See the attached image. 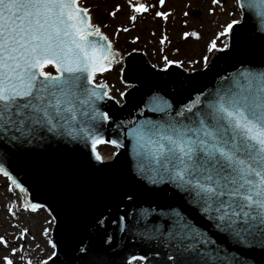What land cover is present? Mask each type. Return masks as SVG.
Segmentation results:
<instances>
[{"label":"water","instance_id":"obj_1","mask_svg":"<svg viewBox=\"0 0 264 264\" xmlns=\"http://www.w3.org/2000/svg\"><path fill=\"white\" fill-rule=\"evenodd\" d=\"M242 2L238 0L239 7ZM240 9L227 44L203 68L189 70L177 63L160 68L142 50L123 54L113 45L118 58L110 69L123 63L121 80L127 87L122 102L106 82H96L106 71L97 72L88 87L106 84L107 95L91 106L77 105L88 114H78L74 128L63 134L45 131L25 143L9 140V134L0 138V166L8 172L0 175L9 179L17 204L30 211L31 205L44 208L54 220L55 252L47 264H226L205 253L227 257L231 264H264V237L257 234L237 243L208 214L197 211L176 183L156 174L159 142L148 132L151 126L163 129L190 117L220 96H264V18L247 6ZM97 113H107L108 119ZM93 139L105 142L94 151ZM105 144L116 147L109 160L98 148ZM176 211L197 228L199 238L180 242L170 237Z\"/></svg>","mask_w":264,"mask_h":264},{"label":"snow or ice","instance_id":"obj_2","mask_svg":"<svg viewBox=\"0 0 264 264\" xmlns=\"http://www.w3.org/2000/svg\"><path fill=\"white\" fill-rule=\"evenodd\" d=\"M125 4L133 13L128 16L133 25L137 14L143 16L151 7L136 0H125ZM159 4L164 6L165 0ZM245 6L264 18V0H244L240 7ZM120 11L117 4L109 15L115 18ZM155 15L167 21L170 13ZM92 21L90 9L79 0H0V138L9 134V140L25 143L40 139L45 131L63 134L66 128L75 127L78 114H88L77 105L91 106L107 95L106 84L88 86L94 84L97 72L110 70L118 53L109 36ZM237 23L228 24L219 35H228ZM130 31V27L117 28L113 37ZM192 36L199 38L195 32H185L183 39ZM138 40L135 37L132 43ZM167 41L162 36L159 42ZM216 48L213 40L209 51ZM163 59L169 66L177 63L166 56ZM97 115L108 119L107 113ZM80 130L94 134L90 128ZM148 132L159 142L157 175L176 183L193 199L197 211L208 214L214 226L230 233L237 243L257 234L264 237V96L252 92L220 96L204 110L169 122L163 129L151 126ZM104 142L93 139V150ZM95 159L102 158L96 153ZM0 173L8 175L2 166ZM12 183L16 185L15 180ZM36 210L31 205V211ZM174 217L170 237L183 242L201 236L181 212L176 211ZM27 234L25 229L18 238ZM0 246L8 250L0 256L3 264H16L13 258L23 247L11 248L3 236ZM204 255L231 264L227 257Z\"/></svg>","mask_w":264,"mask_h":264},{"label":"rangeland","instance_id":"obj_3","mask_svg":"<svg viewBox=\"0 0 264 264\" xmlns=\"http://www.w3.org/2000/svg\"><path fill=\"white\" fill-rule=\"evenodd\" d=\"M142 3L151 6L150 11L143 16L137 14V21L133 25L128 20L133 13L125 0L81 1L82 6L90 9L92 22L109 36L117 50L123 54L133 49L142 50L151 63L160 68L167 66L163 59L165 56L189 70L203 68L206 65L204 57L208 62L212 53L228 42V35L220 36L219 33L225 31L228 24L240 20L242 15L238 0H219L218 4H213V0H165L164 6H160L159 0H143ZM117 4L121 5V11L113 18L109 13ZM156 12L170 13L168 20L157 17ZM185 12L189 15L184 16ZM122 27H130L131 31L113 37L115 30ZM185 32H195L199 38L192 36L185 40ZM162 36L168 37L163 45L159 42ZM135 37H139V40L132 43ZM213 40L217 48L209 51ZM122 66V62H116L110 70L96 77L97 82H106L110 94L119 100L127 88L121 80ZM98 148L105 159H111L116 152V147L107 144ZM53 225L54 220L46 209L32 212L21 208L9 179L0 175V236L10 242L11 248L23 247V251L13 258L16 264H27L29 260L32 264H43L54 254L51 239ZM25 229L28 234L18 238ZM6 254L8 250L0 246V256ZM0 264H3L2 260Z\"/></svg>","mask_w":264,"mask_h":264},{"label":"bare ground","instance_id":"obj_4","mask_svg":"<svg viewBox=\"0 0 264 264\" xmlns=\"http://www.w3.org/2000/svg\"><path fill=\"white\" fill-rule=\"evenodd\" d=\"M95 24V23H94ZM96 25V24H95ZM99 26V25H98ZM100 27V26H99ZM101 29V28H100Z\"/></svg>","mask_w":264,"mask_h":264}]
</instances>
